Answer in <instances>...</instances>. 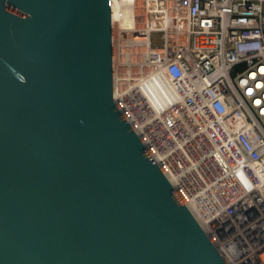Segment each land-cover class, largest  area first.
I'll return each mask as SVG.
<instances>
[{
  "label": "water",
  "instance_id": "water-1",
  "mask_svg": "<svg viewBox=\"0 0 264 264\" xmlns=\"http://www.w3.org/2000/svg\"><path fill=\"white\" fill-rule=\"evenodd\" d=\"M112 0H0V264H227L114 99Z\"/></svg>",
  "mask_w": 264,
  "mask_h": 264
},
{
  "label": "built area",
  "instance_id": "built-area-1",
  "mask_svg": "<svg viewBox=\"0 0 264 264\" xmlns=\"http://www.w3.org/2000/svg\"><path fill=\"white\" fill-rule=\"evenodd\" d=\"M129 1L117 23L112 0L116 105L227 264H253L264 258V0Z\"/></svg>",
  "mask_w": 264,
  "mask_h": 264
},
{
  "label": "rangeland",
  "instance_id": "rangeland-1",
  "mask_svg": "<svg viewBox=\"0 0 264 264\" xmlns=\"http://www.w3.org/2000/svg\"><path fill=\"white\" fill-rule=\"evenodd\" d=\"M122 32H123L122 34H123L125 42H126L128 36H129V30H128V28L123 29ZM131 40H132L134 53L137 54L141 58L143 56L142 53L144 51L143 37L136 35L135 39H131ZM136 51L138 53H136ZM255 254L257 255L258 253H255ZM252 263L253 264H264V258L260 259V258L256 257Z\"/></svg>",
  "mask_w": 264,
  "mask_h": 264
},
{
  "label": "bare ground",
  "instance_id": "bare-ground-1",
  "mask_svg": "<svg viewBox=\"0 0 264 264\" xmlns=\"http://www.w3.org/2000/svg\"><path fill=\"white\" fill-rule=\"evenodd\" d=\"M117 4L119 7H116L115 9V14H117L116 22L121 23L125 21V18H124L125 12L131 7L132 4L129 0H125L123 4H122V0H118ZM129 12L134 14L135 8H132ZM117 25H120V24H117Z\"/></svg>",
  "mask_w": 264,
  "mask_h": 264
}]
</instances>
